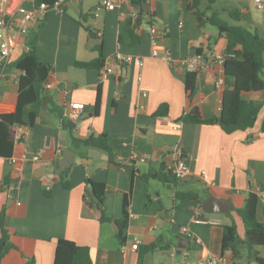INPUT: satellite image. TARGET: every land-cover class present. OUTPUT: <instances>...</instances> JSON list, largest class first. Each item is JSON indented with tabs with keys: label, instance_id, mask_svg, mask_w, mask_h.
<instances>
[{
	"label": "crops",
	"instance_id": "1",
	"mask_svg": "<svg viewBox=\"0 0 264 264\" xmlns=\"http://www.w3.org/2000/svg\"><path fill=\"white\" fill-rule=\"evenodd\" d=\"M187 5L188 0H149L144 8L152 18H142L130 3L105 11L99 9V0H80L47 12L22 32L17 9L21 6L29 10L30 3H5L3 8L14 23L15 42L0 79V115L16 109L20 72L13 63L27 51L28 37L34 30L36 57L51 68L52 88L45 90L32 126L19 131L13 126L11 156L0 154V216L9 242L0 264H25L30 257L32 264H53L59 239L87 247L92 264H185L212 256L225 257L226 264H258L256 257L264 259V247L249 249L241 244L234 261L230 250L221 249L223 226L230 225L232 212L243 207L253 185L264 187V92L245 96L261 105L250 129L226 134L216 124L182 123L188 101L186 73L180 61L200 51L215 62L224 57L226 48L224 36L211 25L201 26ZM201 10L207 16L217 14L230 24L229 12L237 11L241 27L264 37V10H254L251 0H215L210 9L206 0H201ZM132 13H136L134 22ZM130 24L138 38L134 45L130 43ZM150 27L163 38L155 39ZM98 46L102 48L104 67H112L110 74H104V68L98 71L75 66L97 58ZM154 48L160 50L158 57L151 56ZM164 49L169 51L170 62L163 59ZM116 53L140 57L143 66L115 62L112 58ZM218 79L223 80V66L216 62L196 78L191 105L205 119L219 115L224 80L215 88L213 81ZM71 103L83 105L82 120L74 128L69 125L74 121L68 116ZM164 104L167 115L155 116ZM62 132L65 147L75 153L68 172L64 167L55 168L63 151L59 144ZM101 134L107 136L117 165L109 163L104 152L78 147L71 141ZM36 153H40V161L33 163L31 158ZM134 155L145 157V161L133 162ZM179 160L190 169L189 179L174 184L142 179L150 170L171 169ZM61 176L69 181L70 189L62 187ZM87 179L105 185L103 208L107 217L119 219L123 201L128 202L124 244L117 239L116 223L81 216L84 200L94 204ZM186 193L196 194L201 203L208 196L228 199L232 209L227 215L205 214L196 200L179 197ZM256 219L264 226L261 202ZM181 227H186L194 239L182 234ZM181 239L185 243L179 244ZM136 240L140 245L132 251L130 246ZM153 244L157 247L139 259V249Z\"/></svg>",
	"mask_w": 264,
	"mask_h": 264
},
{
	"label": "trees",
	"instance_id": "2",
	"mask_svg": "<svg viewBox=\"0 0 264 264\" xmlns=\"http://www.w3.org/2000/svg\"><path fill=\"white\" fill-rule=\"evenodd\" d=\"M56 0H35V4H45L50 11ZM207 9L215 3V0H206ZM129 3L135 5L139 10V17L152 18L148 10H144L146 0H129ZM187 10L191 12L199 21L201 26L206 24L216 28L219 36L226 39L225 60L223 63L224 90L220 100L219 115L216 118L205 119L202 117L198 108L191 105L193 96L196 92V78L198 73L185 72V94L188 101L186 112L182 115L183 124L190 125H218L226 134L235 131H244L253 127L260 104L245 98L250 93L264 92V37L256 32H251L239 25L241 17L237 11H230L229 17L232 24L221 19L217 14L207 16L205 11L201 10V0H188ZM46 12V13H47ZM46 13L43 15L45 16ZM136 20V19H135ZM132 19V21H135ZM136 23V22H135ZM139 23V22H138ZM130 24L129 32L131 36L130 43L136 44L138 38L134 35ZM88 30V28H86ZM35 33V34H34ZM30 34L27 42V51L17 59L13 64L14 68L20 72L18 79V97L16 109L13 113L0 115V154L11 156L12 148L15 143V131L13 126L30 127L39 116L40 107L43 104V95L45 89L44 83L49 79L51 68L37 60L36 57V31ZM98 52L97 58L90 62H77L75 66L80 69L102 70L105 66V60L102 56V48H95ZM201 55L200 51H197ZM215 82L213 81V84ZM98 105V99L96 106ZM167 115V106L161 105L155 112V116L165 117ZM66 127L67 124H64ZM264 132V122L262 125ZM72 143L78 147L96 148L104 152L108 157V162L116 164L113 148L108 142L105 134L93 136L87 140L72 138ZM69 169L66 170L68 172ZM153 178L163 184H174L177 180L172 174L171 169L161 167L158 171L150 170L148 174L143 175L142 179ZM85 183L90 187L94 204L83 201L81 207V216L94 219L97 222H114L118 227L117 239L119 243L124 244L126 240V229L128 222L127 208L128 202L123 201L121 216L117 220L109 218L104 213V196L106 187L103 183H96L89 179ZM4 184H9V178L4 180ZM61 185L64 189H70V183L66 177L61 176ZM264 189V187H261ZM47 195L49 191H46ZM181 198H189L198 202L201 208V201L194 193L179 195ZM257 197L248 193L247 200L243 207L237 211V214L245 227L244 237L240 239L237 234L235 224L223 226L222 251H231V260L238 258L239 245H245L249 249L254 247H264V226L256 219V209L258 205ZM0 257H2L9 248L8 234L3 227V215L0 216ZM157 245L153 244L138 251L139 259L145 253L152 252ZM258 264H264V259L255 258ZM32 264V260L25 262ZM53 264H92L89 255V249L76 245L74 242L59 239L56 242Z\"/></svg>",
	"mask_w": 264,
	"mask_h": 264
},
{
	"label": "built area",
	"instance_id": "3",
	"mask_svg": "<svg viewBox=\"0 0 264 264\" xmlns=\"http://www.w3.org/2000/svg\"><path fill=\"white\" fill-rule=\"evenodd\" d=\"M8 0H0V79L3 77V72L5 68L7 67L12 51V47L15 42V34L13 33V20L10 17L8 13L4 10V5ZM30 3L31 9H25L24 7H18L17 13L21 15L22 19L18 24V29L22 32L26 31L27 25L30 22L36 21L38 18L43 17V15L47 12L48 7L45 4H35V0H24ZM80 0H56L53 3V6L51 7L50 11L52 10H59L61 6H63L65 3H76ZM129 4V0H99V9H103L105 11H113L117 9L123 8L125 5ZM252 8L256 11H263L264 10V0H251ZM96 16H98L97 13H95ZM131 17L135 20L136 13H132ZM149 32L155 39H162L163 35H161L155 27H150ZM159 48H154L151 52L152 57H158L159 56ZM163 59L167 62L171 61V57L169 55V51L167 49L163 50ZM115 62H133L134 64H137L139 67L143 66V60L140 57H124L120 53H116L114 57L112 58ZM225 60L224 57L218 59L215 61L218 65H222ZM214 61L207 60L203 55L194 54L192 56L186 57L183 60L180 61V64L185 72L192 73L197 72L199 73H205L208 72L214 65ZM112 72V67H104V74H110ZM50 79V78H49ZM48 79L47 82L44 83L43 87L45 90H49L52 88V84L50 80ZM223 84L222 79H218L214 83V87L218 88ZM145 96V94H143ZM69 114L71 120H75L78 117L81 116L83 105L78 103H71L69 104ZM25 128L22 126H16L15 131L24 130ZM133 162L134 160L144 162L145 157L142 156H133L132 157ZM31 161L33 163H38L40 161V153H36L32 156ZM172 174L175 176V178L179 181H183L186 179H189L191 176L190 169L187 167V165L179 160L177 161L173 167L171 168ZM249 192L254 194L258 201L261 202L262 208L264 209V189H262L258 185H253ZM196 223H208V224H217L215 221H200V220H194ZM181 233L186 235L190 240L194 239L193 235H191L188 232V229L186 227H181ZM140 245V241L136 240L134 243L130 246V249L132 251H136ZM227 261L225 257L219 256V257H208L202 260H198L196 262H186L185 264H226Z\"/></svg>",
	"mask_w": 264,
	"mask_h": 264
},
{
	"label": "water",
	"instance_id": "4",
	"mask_svg": "<svg viewBox=\"0 0 264 264\" xmlns=\"http://www.w3.org/2000/svg\"><path fill=\"white\" fill-rule=\"evenodd\" d=\"M149 0H146V4L148 6ZM146 11L147 8H144ZM82 120V117H78L73 122H70V127L74 128L77 124H79ZM62 141L59 143L61 147H63V151L60 154V158L55 163V168H65L68 169L74 162L75 159V153L71 151L69 148L65 147V132H62L61 136ZM66 176V172H63ZM232 209L230 200L228 199H216L213 196H208L202 203H201V211L205 214H223L227 215L229 211ZM115 227V226H114ZM117 230V227H115ZM180 243H185L184 239H181L179 241ZM178 244V246H179Z\"/></svg>",
	"mask_w": 264,
	"mask_h": 264
},
{
	"label": "rangeland",
	"instance_id": "5",
	"mask_svg": "<svg viewBox=\"0 0 264 264\" xmlns=\"http://www.w3.org/2000/svg\"><path fill=\"white\" fill-rule=\"evenodd\" d=\"M225 21V20H224ZM229 224L233 223L235 224L237 227H238V236L239 237H242L244 236V233H245V227L242 223V221L240 220L237 212H232V219H231V222L229 221L228 222Z\"/></svg>",
	"mask_w": 264,
	"mask_h": 264
}]
</instances>
